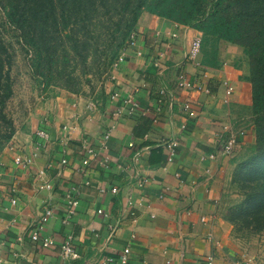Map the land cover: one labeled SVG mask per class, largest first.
Instances as JSON below:
<instances>
[{
	"label": "crops",
	"instance_id": "0c3cea01",
	"mask_svg": "<svg viewBox=\"0 0 264 264\" xmlns=\"http://www.w3.org/2000/svg\"><path fill=\"white\" fill-rule=\"evenodd\" d=\"M200 33L143 12L135 44L101 93L36 94L0 155V264H121L126 247L127 264H207L209 256L212 264H261L233 246L219 215L232 166L223 143L235 134L234 153L253 139L245 123L251 104L245 57L221 40L215 65H203L201 52L188 59ZM180 72L209 92L180 88ZM161 88L169 96H160ZM131 101L137 107L129 114ZM141 116L151 120L142 135ZM169 140L177 142L171 162L163 144ZM16 156L31 161L16 164ZM68 196L77 203L65 219ZM45 208L52 214L41 235L53 239V248L29 237ZM67 236L75 259L60 256Z\"/></svg>",
	"mask_w": 264,
	"mask_h": 264
},
{
	"label": "trees",
	"instance_id": "16d2710c",
	"mask_svg": "<svg viewBox=\"0 0 264 264\" xmlns=\"http://www.w3.org/2000/svg\"><path fill=\"white\" fill-rule=\"evenodd\" d=\"M143 12L200 31L203 65H215L221 40L242 49L246 63L242 78L251 89L245 123L253 139L246 148L248 156L233 173L245 198L233 210L231 223L238 218L246 229L263 231L264 0H0V155L16 131L8 109L16 53L25 55L31 75L42 85L40 93L59 86L85 94L80 91L82 75L92 72L100 78L109 73ZM77 67L82 75L76 73ZM102 91L103 86L89 95ZM26 114L25 108L19 118ZM139 118L142 135L151 120Z\"/></svg>",
	"mask_w": 264,
	"mask_h": 264
},
{
	"label": "rangeland",
	"instance_id": "374dc122",
	"mask_svg": "<svg viewBox=\"0 0 264 264\" xmlns=\"http://www.w3.org/2000/svg\"><path fill=\"white\" fill-rule=\"evenodd\" d=\"M221 43V41H219ZM209 48L210 45H207ZM218 48V43H217ZM211 49V48H210ZM242 50L239 46L237 47V51L240 52ZM70 68L67 70L69 71ZM113 67L111 66V70L107 75L103 74L100 78H95L92 75V72L82 75V71L79 67L76 69L77 74H81V83H80V91L85 94H90V92H95L100 87L104 86L106 81L110 79L111 71ZM12 75L14 76L15 84H14V95L11 101L8 104V109L11 112L12 117L14 118L15 125L17 126L19 122L22 120L19 118L23 110L26 108L31 102H33L36 94L41 92L42 85L39 83V79L36 76L31 75L29 71V67L27 66V60L24 54H21L19 51L16 53L15 63L12 68ZM85 78H90V81H86ZM59 86H54L48 89V91L61 90ZM65 90V89H64ZM252 142H247L244 147L239 148L237 152H232V154H228L231 156L229 159L233 160L231 165L228 166L229 171V179L223 182L222 189H224V195L222 202L225 204L223 208H221V212L219 215L224 223L228 226V237L231 242L234 243V247L237 250H240L245 253L248 258H252V260H257L264 264V230L259 232H252L250 229H246L245 225L241 224V221H237L236 224H232L231 219H233L234 212L233 210L244 200L245 196L241 191V187L239 182L234 181L237 178L233 177V173L237 166V163L243 161L248 156V150L246 148L251 145ZM242 145V146H243ZM248 149V148H247ZM231 171V172H230ZM234 181V182H233Z\"/></svg>",
	"mask_w": 264,
	"mask_h": 264
},
{
	"label": "built area",
	"instance_id": "2783aa9c",
	"mask_svg": "<svg viewBox=\"0 0 264 264\" xmlns=\"http://www.w3.org/2000/svg\"><path fill=\"white\" fill-rule=\"evenodd\" d=\"M201 36H202V34L200 33L192 39V41L190 43L189 50H188V55H187L188 59L193 60V59H195V57H197L199 55L200 48H201ZM135 41H136L135 40V31H132L128 37L127 42H126L127 48L133 46L135 44ZM126 49H123L120 51L117 59L112 64L113 69H116L118 67V65L120 64V62H122L124 60L125 54H126V52H125ZM154 64L157 65V61ZM176 80H177V85L182 89L194 90V91L203 92V93L209 92V89L207 87H205L204 85H201L199 83L188 80L185 77V75L181 72L177 74ZM225 84H226V94H230L232 92L233 88H232V86L227 84V82H225ZM166 93H167V91L164 88H161L159 90L160 96H169ZM127 101L129 102V100H127ZM135 107H137V103L135 101H131L130 107L128 109V113L129 114L132 113ZM189 107H190V105L188 103H185L183 105V108H182L183 112L187 113L189 111ZM184 127H185V123H183L181 125V128H184ZM112 129H113V126L111 125L108 128L107 132L103 135L102 142H101V148H103V149L106 148V141L108 140ZM39 134L42 135L43 133L39 132ZM237 134L243 135L244 131L240 130V131H238ZM235 136H236L235 134H232L226 138V140L222 146V152L224 154H231L232 153V150H233L232 148H233V145L235 144V141H236ZM163 144L167 147V150H168V153L166 155V161L171 162L173 160L174 155H175V148L177 146V142L175 140H169V141H164ZM129 146L130 147L133 146V143L130 142ZM87 151L89 153H92L91 149H88ZM135 154H138V152H136ZM136 156L137 155H135V157ZM14 161L16 164L27 165L30 163L31 160H30V158L22 159L20 156H16ZM83 163H86V160H84ZM40 174H42V172H40ZM139 182H140V184H143V183L147 182V180L145 178H142V179L139 178ZM45 187L49 188L50 185L45 184ZM118 189H119L118 187L114 186L110 189V191L115 193L118 191ZM100 191L102 192V191H104V189L101 188ZM76 203H77V200L75 198L68 196L65 219H67L73 213V206H75ZM98 212L100 213V212H102V210L99 209ZM51 214H52L51 209L45 208L44 212L41 214L39 219L35 222V224L31 228V230L29 231L30 239L35 241L36 243H38V245L42 248H53V246H54V242H53L52 238L41 235V232L44 228V223H45L46 219ZM71 238H72L71 236H67V238L64 240V242L59 246L60 256L64 259H75L78 256L77 252L74 250V248L71 244ZM128 253H129V247H126L123 250V254L120 256V263L121 264H127ZM207 264H212V257L211 256L208 257V263Z\"/></svg>",
	"mask_w": 264,
	"mask_h": 264
}]
</instances>
